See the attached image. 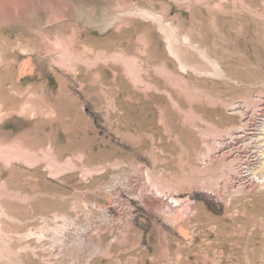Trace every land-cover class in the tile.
<instances>
[{"label":"rangeland","instance_id":"obj_1","mask_svg":"<svg viewBox=\"0 0 264 264\" xmlns=\"http://www.w3.org/2000/svg\"><path fill=\"white\" fill-rule=\"evenodd\" d=\"M257 93L264 0H0V264H264Z\"/></svg>","mask_w":264,"mask_h":264},{"label":"built area","instance_id":"obj_2","mask_svg":"<svg viewBox=\"0 0 264 264\" xmlns=\"http://www.w3.org/2000/svg\"><path fill=\"white\" fill-rule=\"evenodd\" d=\"M254 99L256 100L257 110L253 113L257 117L255 125H249V128L245 127L241 134L246 137L241 150V156L243 155L242 167L240 168V174L245 180V184L251 185L252 183L263 184V178L253 177L252 171L260 162L259 155V142L258 138L261 133L264 132V112H261L260 108H264V93L255 94Z\"/></svg>","mask_w":264,"mask_h":264},{"label":"bare ground","instance_id":"obj_3","mask_svg":"<svg viewBox=\"0 0 264 264\" xmlns=\"http://www.w3.org/2000/svg\"><path fill=\"white\" fill-rule=\"evenodd\" d=\"M257 105H256V102L250 106H246L244 108H242V119H241V125L239 126V129H235L234 132H235V140L238 139V143L241 142V143H244L245 140H246V137L243 136L241 134V131L247 127V129L249 128V125H255L256 124V121H257V117L253 115V113L257 110ZM261 109V112H264V108H260ZM264 129V128H263ZM231 139V138H230ZM258 141H259V155L261 154V159H260V163H259V166H257V170L256 172H254L255 175H257L258 173H260L261 171L264 170V132L261 133V136L258 138ZM237 143V142H236ZM230 144V143H229ZM239 145V144H237ZM226 146V145H225ZM233 146V145H232ZM227 147V146H226ZM232 148V147H231ZM235 148V146H234ZM239 148V147H238ZM261 148V149H260ZM237 150V149H236ZM228 153V152H227ZM226 153V154H227ZM232 153V152H231ZM171 199L173 201H177L178 198L177 197H171Z\"/></svg>","mask_w":264,"mask_h":264}]
</instances>
